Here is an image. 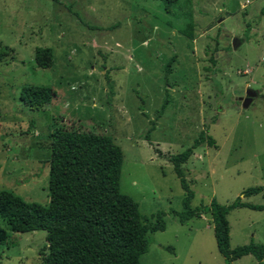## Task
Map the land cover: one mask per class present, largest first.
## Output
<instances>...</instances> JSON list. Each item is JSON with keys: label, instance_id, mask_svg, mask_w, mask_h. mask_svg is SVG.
<instances>
[{"label": "rangeland", "instance_id": "rangeland-1", "mask_svg": "<svg viewBox=\"0 0 264 264\" xmlns=\"http://www.w3.org/2000/svg\"><path fill=\"white\" fill-rule=\"evenodd\" d=\"M4 48L0 191L47 207L48 135H109L123 154L120 193L145 217L166 214L165 232L149 235L139 263L224 264L210 215L181 225L169 214L182 211L184 193L167 158L210 136L217 148L200 146L182 166L191 208L228 206L257 187L260 194L242 201L264 207V0H179L169 8L152 0H0V55ZM39 48L52 50L51 69L36 67ZM26 86L56 96L30 110L20 99ZM247 90L257 96L243 109ZM227 221L231 250L264 245V210H234ZM45 236L8 232L0 264H42ZM232 264L258 263L248 256Z\"/></svg>", "mask_w": 264, "mask_h": 264}, {"label": "trees", "instance_id": "trees-1", "mask_svg": "<svg viewBox=\"0 0 264 264\" xmlns=\"http://www.w3.org/2000/svg\"><path fill=\"white\" fill-rule=\"evenodd\" d=\"M174 6L179 0H152ZM191 26V25H189ZM189 39L191 36L188 34ZM4 48L0 60L6 55ZM36 67L51 69L52 50L39 48L34 52ZM171 59L165 75L171 74ZM56 94L49 87L26 86L21 90V102L30 110H40L52 103ZM167 105L165 100L162 111ZM153 129V128H152ZM148 140V136L146 137ZM206 145L216 149L215 141L202 133L192 146L167 160L184 193L182 211L170 212L184 225L204 215H210L218 253L224 264L252 257L263 264L264 245L250 244L231 250L227 216L238 209L263 211L264 207L247 204L248 199L262 192L249 188L232 204L223 206L212 201L208 206L191 208L193 192L189 188L182 166L193 151ZM49 204L47 207L26 203L8 191H0V246L12 234L44 232L45 251L40 253L42 264H140L148 253L149 235L166 230L163 212L143 216L139 206L119 191L123 154L109 135H94L71 129H55L48 135ZM172 252V249L165 248ZM46 252V254H44Z\"/></svg>", "mask_w": 264, "mask_h": 264}, {"label": "water", "instance_id": "water-1", "mask_svg": "<svg viewBox=\"0 0 264 264\" xmlns=\"http://www.w3.org/2000/svg\"><path fill=\"white\" fill-rule=\"evenodd\" d=\"M240 46V42L239 41H233V47L237 48ZM256 93L251 91V90H247L245 97L244 98H240L239 101L241 102V106L243 109H247L249 107V105L252 103L253 99L256 97Z\"/></svg>", "mask_w": 264, "mask_h": 264}, {"label": "crops", "instance_id": "crops-1", "mask_svg": "<svg viewBox=\"0 0 264 264\" xmlns=\"http://www.w3.org/2000/svg\"><path fill=\"white\" fill-rule=\"evenodd\" d=\"M203 218V217H202Z\"/></svg>", "mask_w": 264, "mask_h": 264}]
</instances>
